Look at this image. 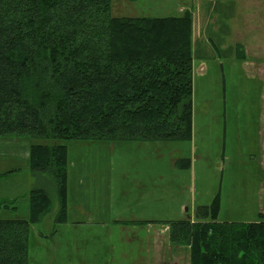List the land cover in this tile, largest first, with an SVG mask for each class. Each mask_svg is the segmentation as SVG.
<instances>
[{
    "label": "trees",
    "instance_id": "obj_1",
    "mask_svg": "<svg viewBox=\"0 0 264 264\" xmlns=\"http://www.w3.org/2000/svg\"><path fill=\"white\" fill-rule=\"evenodd\" d=\"M191 8L120 17L112 0H0V138L33 141L29 174L0 175V208L30 201L28 220H0V264H28L31 227L49 214L55 227L67 221V142L191 140ZM236 52L246 59L243 45ZM218 212L216 198L195 220L159 224L190 248V264H264V220Z\"/></svg>",
    "mask_w": 264,
    "mask_h": 264
},
{
    "label": "rangeland",
    "instance_id": "obj_2",
    "mask_svg": "<svg viewBox=\"0 0 264 264\" xmlns=\"http://www.w3.org/2000/svg\"><path fill=\"white\" fill-rule=\"evenodd\" d=\"M188 3L112 0V13L175 16ZM222 61L223 67L214 61L194 64L191 140L67 142V202L69 193L73 204L84 206L146 202L148 208L140 209L139 216L191 221L200 206L218 198L219 222L264 220V64ZM32 144L25 137L0 138V175L29 174ZM11 181L16 186L21 179L16 176ZM15 207L0 208V220L29 219L28 197L20 196ZM54 217L55 212L32 225L28 264H76L73 260L81 259L84 250L96 246L94 240L116 243L121 253L132 250L126 259L138 246V238L127 239L131 232L121 227H114L109 241L94 239L92 228L72 224L58 225L53 234Z\"/></svg>",
    "mask_w": 264,
    "mask_h": 264
},
{
    "label": "crops",
    "instance_id": "obj_3",
    "mask_svg": "<svg viewBox=\"0 0 264 264\" xmlns=\"http://www.w3.org/2000/svg\"><path fill=\"white\" fill-rule=\"evenodd\" d=\"M188 2V6L179 7L178 15L192 7L193 68L197 61L203 66L207 61H214L221 67L224 65L222 60L240 61L236 52V46L239 44L246 50L244 63L251 66L264 64V0H188ZM95 203L85 206L83 202L73 204L69 193L67 221L64 224L92 228L91 234L94 239L105 238L107 241L114 227H121L124 232H131L127 233V239L132 237L133 241L135 236L138 238L140 247H135L136 251L131 253L130 260L126 257L132 250L128 249L121 253L116 243L94 240L96 246L84 250L81 259L73 260L76 264H124L126 260L128 261L125 264H190V248L173 246L170 242L169 227L159 224L178 220L139 216L140 209L148 208L146 202L136 206H127L121 201L119 205L116 202L109 205L108 201L98 206ZM55 228L57 227L54 225L53 232Z\"/></svg>",
    "mask_w": 264,
    "mask_h": 264
}]
</instances>
